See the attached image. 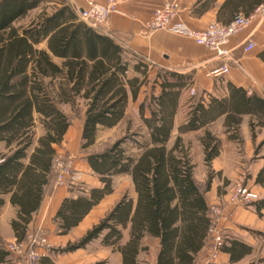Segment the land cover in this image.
I'll return each mask as SVG.
<instances>
[{
  "label": "trees",
  "instance_id": "1",
  "mask_svg": "<svg viewBox=\"0 0 264 264\" xmlns=\"http://www.w3.org/2000/svg\"><path fill=\"white\" fill-rule=\"evenodd\" d=\"M225 5L235 11L231 23L237 16L253 15L264 6V0H228ZM37 9L41 11L29 25L15 26ZM44 42L47 50L37 48ZM260 56L264 60V51ZM129 57L133 56L114 39L82 22L66 0H0V210L4 197L10 194L12 204L19 208L12 221L16 242L25 241L33 215L51 184L56 183V146L62 144L72 122L61 106L83 105L82 149L96 143L100 128H115L128 120V134L107 150L87 155L86 161L100 177L102 187L83 190L86 195L63 201L54 218L60 233L66 235L77 227L114 192L115 176L132 177L136 199L125 195L79 241L57 252L73 253L100 239L104 248L121 254V264H141L143 241L157 238V264H197L215 225L207 201L212 179L202 188L188 146L181 138L169 145L180 90L188 77L163 71L149 78V65L135 55L133 58L140 61L135 69L145 76L143 80L129 78ZM150 82L154 91L140 102L142 124L132 132L129 102L137 101L142 87ZM202 112L199 103L180 131L199 128L204 121ZM211 141L205 143L206 151ZM218 145L214 143L206 155L208 164ZM258 182H264V170ZM248 207L261 215L264 198ZM127 229L129 239L125 240ZM222 251L231 252L234 259L233 248L225 245ZM11 256L0 247V264ZM9 264H15L14 258ZM38 264L52 263L42 256Z\"/></svg>",
  "mask_w": 264,
  "mask_h": 264
},
{
  "label": "crops",
  "instance_id": "2",
  "mask_svg": "<svg viewBox=\"0 0 264 264\" xmlns=\"http://www.w3.org/2000/svg\"><path fill=\"white\" fill-rule=\"evenodd\" d=\"M227 1L131 0L129 3L119 6L118 12L113 13L104 26L94 30L114 39L118 46H122L133 57L137 55L144 59L154 74L153 78L163 71L187 76L188 83L180 90V103L175 114L173 134L169 145L173 146L175 141L181 138L183 143L188 146L192 159L191 145L186 139L191 135L198 134L203 159L212 175L210 188L218 190L223 182L229 185L245 175L244 178L247 179L245 184L248 185V188H252V192L256 193L259 199H263L264 182H258V176L264 170V60L260 56L264 51V17L254 20L246 30L231 39L229 48L232 51V59L229 61L219 60L215 53L196 44L193 39L165 29L150 31L146 28L148 22L153 18L155 10L162 8L166 3L177 4V16L174 22L183 23L189 28L202 30L213 22L229 23L234 18L235 11L232 6L225 5ZM66 2L72 10L75 7L88 8L84 0H66ZM101 2L106 3L107 0H101ZM249 40H253L256 46L250 52H245L244 49ZM37 48L48 49L45 42L39 44ZM226 63L230 66L228 75L220 78L212 76L213 71ZM158 82L161 83V78ZM193 87L197 89V94L192 97L190 90ZM157 88L160 92V88L158 86ZM130 102L132 101L130 100ZM199 103L203 107V124L194 131H180V127L188 124ZM183 109L184 112H181ZM197 115L199 116V114ZM82 130L83 124L81 133ZM40 131L41 127L39 126L37 128L38 136L42 135V131L41 133ZM209 140H212V145L206 151L205 143ZM214 143L219 144L217 154L208 164L206 155L211 151ZM58 147L56 146V149ZM192 160L196 177V163L194 159ZM85 162H87L86 159ZM87 165L89 166L88 162ZM89 169L91 170L90 166ZM92 174L97 176L93 172ZM123 176H126L131 182L132 193L127 195L136 199L132 177L130 175ZM97 177L99 185L94 183L92 187H89V190L102 187L100 177ZM217 179H219L218 182ZM48 192L40 209L33 215L29 230L32 227L47 228L53 233L54 229L50 239H55L58 242L67 240L69 243L68 237L72 234L76 235L77 233L82 238L81 234L95 222L97 208L115 190L101 200L82 219L81 223L66 235L60 233L54 218L66 198H78L80 195L86 194H76L66 187H59L53 183ZM4 201L0 210V247L6 250L7 244L17 240L12 221L17 218L19 208L12 204L10 194L4 197ZM223 216L220 225L227 232L224 234L225 245L233 248L234 259H231V252L222 251L217 259V264H264V210L259 215L252 207L228 205L224 209ZM242 228L248 229L250 232H244ZM124 233L125 240H128L129 230H125ZM96 240L101 242L100 239ZM151 240L157 243L158 252L159 240L157 238ZM211 249V240H209L206 247L197 256V264H209ZM67 254H60L57 249L53 248V251L45 257L52 264H59L53 255L67 256ZM117 255V261L106 262L121 264V254L117 253ZM11 259L13 256L1 264H9Z\"/></svg>",
  "mask_w": 264,
  "mask_h": 264
},
{
  "label": "rangeland",
  "instance_id": "3",
  "mask_svg": "<svg viewBox=\"0 0 264 264\" xmlns=\"http://www.w3.org/2000/svg\"><path fill=\"white\" fill-rule=\"evenodd\" d=\"M40 9L32 11V13L18 21V23L15 24L16 27L22 26V25H29L30 22H32L33 18H35L39 13ZM264 17V16H263ZM262 18V17H261ZM41 48V46H40ZM128 60H130V69L128 72L129 78H134L135 76L140 77L142 80L144 79V74L137 71L135 69V66L140 64V61L136 58L129 57ZM141 71H143V68H141ZM153 78L154 74L151 72V69L149 68V78ZM153 83L150 82L148 86H143L141 90V94L139 96V99L135 102H129L127 112L128 116L131 120H133L132 124V132L136 131L138 127L142 124L141 118L138 115V108L141 101L145 99L147 95H150L154 90L152 88ZM155 92H158V88L155 87ZM197 94V89H196ZM195 94V95H196ZM190 96L191 93H190ZM61 109L68 115L69 119L72 120L71 126L67 132V135L65 136L64 143H62L61 146H59L58 149V157L60 160V163H62L64 168H68L70 171V174L67 175V181L64 186H60L57 183L56 186L59 187H66L68 190L73 191L76 194L83 193V190H89V187H92L94 183L99 185L98 177L93 175L91 170L89 169V166L87 165V162H85V159L88 154H93V152H103L109 148L113 143L116 141L122 139L124 136L128 134V120L121 123V125L115 127V128H107L103 129L100 128L98 131V138L96 143L90 147L89 149H82V141H81V129L82 124L84 121V106L80 105L78 108H73L71 105L63 104L61 106ZM184 112V109L181 111ZM41 133V131H40ZM198 134L191 135L187 137V142L189 145H191V154L192 159H194V162L196 163V178L198 183L202 186V188H205L207 182L212 179V175L210 171L207 169V166L205 164V161L203 159V151L202 146L199 144L198 141ZM132 149V148H131ZM132 152L133 149H132ZM80 173L81 179L79 182H72V179L69 178L73 173ZM69 176V177H68ZM245 175H242V178H239L238 180L234 181L232 184L226 185V182H223V185L219 187L218 190L211 189L210 192L207 194L208 202L211 203V208H215L220 212V214L213 215L216 228L215 231H218L221 234H226L227 232L224 231L223 228H221L220 221L222 220L223 212L226 206L232 205L229 200L230 197L234 195V193L237 191L239 185H246L248 188V185L245 184L247 179L244 178ZM246 177H248V174H246ZM219 179H217V182ZM220 181L222 179L220 178ZM244 184V185H243ZM113 187L115 192L106 198L100 206L95 211V222L87 228V231L91 230L95 225L100 223L102 219L109 213L111 209L114 208V206L123 199V197L127 194L132 193V187L130 180L126 177H114L113 179ZM250 191L252 192V188L249 187ZM235 206V205H234ZM239 207V206H237ZM241 229V228H240ZM244 232H250L248 229H243ZM86 231V232H87ZM83 232V235L86 233ZM50 232L47 228H35L32 227L28 231V235L32 236L36 241L41 239H46L47 244L46 247H44L42 250L43 256L49 254L54 249H64L67 247L69 243H75L81 239V236L72 234L69 238V243L67 240L63 242L55 241V239H50L53 233ZM215 234V233H214ZM82 236V237H83ZM17 243V242H14ZM68 243V244H67ZM156 242L151 239H145L142 243V247H144V250L139 256V262L141 264H157L156 262V254H157V247ZM9 245V244H7ZM6 245V246H7ZM7 250V249H6ZM55 260L59 262V264H96L97 262L107 261V262H115L117 261V253H115L111 248H104L99 240H96L92 243H90L88 246H86L84 249H81V251L67 254V256H55L53 255ZM14 262H16L15 257ZM26 263V262H25Z\"/></svg>",
  "mask_w": 264,
  "mask_h": 264
},
{
  "label": "built area",
  "instance_id": "4",
  "mask_svg": "<svg viewBox=\"0 0 264 264\" xmlns=\"http://www.w3.org/2000/svg\"><path fill=\"white\" fill-rule=\"evenodd\" d=\"M87 3L88 8L82 9L79 7L73 8L78 18L84 22L87 26L97 29L100 26H104L113 13H117L119 6L129 3L131 0H107L106 3H102L101 0H84ZM177 4L166 3L162 8L156 9L153 18L146 25L147 30H168L174 34L185 36L189 39H193L196 44L208 48L219 60L229 61L232 59V51L229 48L230 41L235 35L240 34L246 30L251 23L264 16V6L257 9L255 13L249 17L244 15L237 16L233 22L229 24L213 22L208 24L204 29L198 30L189 28L183 23H175ZM256 43L253 40H249L245 47V52H250L255 48ZM230 73V66L226 63L221 68L213 71L212 76L220 78L221 76L228 75ZM191 95L196 94V89L193 87L190 90ZM53 171L56 177V183L60 186L66 184L67 175L70 174L68 168H64L60 163L58 155L54 159ZM69 177V176H68ZM72 182H79L81 174L73 173L71 177ZM259 196L251 192L245 186L239 185L237 191L230 197L229 202L235 206H246L258 200ZM212 209V214H220L215 208ZM216 228H211V252L209 256V264H217V259L222 253V249L225 246L224 234L215 231ZM215 233V234H214ZM27 239L22 243H9L6 246L8 252H10L16 259L15 264H38L39 260L43 256L42 249L46 247L47 240L41 239L36 241L32 236L27 235ZM26 262V263H25Z\"/></svg>",
  "mask_w": 264,
  "mask_h": 264
}]
</instances>
